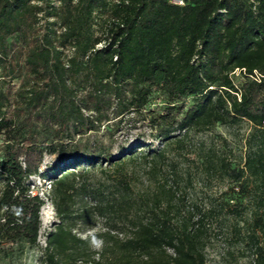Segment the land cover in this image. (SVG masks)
Masks as SVG:
<instances>
[{"label":"trees","instance_id":"1","mask_svg":"<svg viewBox=\"0 0 264 264\" xmlns=\"http://www.w3.org/2000/svg\"><path fill=\"white\" fill-rule=\"evenodd\" d=\"M240 123L239 162L206 163L234 183L232 214L256 202L250 264H264V0H0V257L27 244L41 264H206L213 211L182 216L167 179L135 193L126 167L154 175L189 133ZM45 156L57 163L39 171ZM45 202L58 221L42 247Z\"/></svg>","mask_w":264,"mask_h":264},{"label":"rangeland","instance_id":"2","mask_svg":"<svg viewBox=\"0 0 264 264\" xmlns=\"http://www.w3.org/2000/svg\"><path fill=\"white\" fill-rule=\"evenodd\" d=\"M149 129L143 124H137L130 131V141L135 135ZM249 132L245 123L227 128L216 126L209 132L189 133L184 138L180 148L173 145L168 151V160L160 165L159 171L154 175L149 172V166L144 161H137L126 167V172L132 176V187L135 193L150 195L156 190L157 182L167 179L170 185L178 187L184 197L182 216H187L188 210L197 211L195 219H199L203 213L212 210L213 213L203 222L206 232L204 234L206 264H250L252 260L251 244L248 235L252 232L253 215L256 202L248 196L244 202V209L239 215L231 213L233 207L225 206L228 198L224 192L235 186L223 173L212 174L208 171L207 160L230 161L232 164L246 153L244 141ZM1 142V141H0ZM1 145V143H0ZM154 147H161L156 143ZM53 157L45 156L39 171H45L48 167L56 165ZM111 173L109 165H103V169ZM108 175V174H107ZM106 174L100 170L90 172L93 181L109 183ZM30 189L33 195L43 197L49 190V181L39 176L30 178ZM40 229L37 241L40 246L45 245L46 234L53 228L57 217L50 202H45L39 212ZM103 221L98 220L95 230L103 227ZM84 235H82L83 237ZM99 247H95L98 250ZM39 247H29L27 244L14 246L13 252L7 258L0 257V264H41Z\"/></svg>","mask_w":264,"mask_h":264},{"label":"built area","instance_id":"3","mask_svg":"<svg viewBox=\"0 0 264 264\" xmlns=\"http://www.w3.org/2000/svg\"><path fill=\"white\" fill-rule=\"evenodd\" d=\"M170 3L177 6H182L184 4V0H170Z\"/></svg>","mask_w":264,"mask_h":264},{"label":"clouds","instance_id":"4","mask_svg":"<svg viewBox=\"0 0 264 264\" xmlns=\"http://www.w3.org/2000/svg\"><path fill=\"white\" fill-rule=\"evenodd\" d=\"M92 243H93V245L96 246V247H99L100 244H101V242L98 241V240H96L95 238L93 239Z\"/></svg>","mask_w":264,"mask_h":264}]
</instances>
